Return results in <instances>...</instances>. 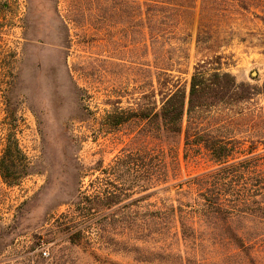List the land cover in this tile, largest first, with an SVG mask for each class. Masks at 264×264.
Masks as SVG:
<instances>
[{
    "label": "rangeland",
    "instance_id": "374dc122",
    "mask_svg": "<svg viewBox=\"0 0 264 264\" xmlns=\"http://www.w3.org/2000/svg\"><path fill=\"white\" fill-rule=\"evenodd\" d=\"M124 1L0 0V169L6 178L0 172V264L218 263L209 247L186 254L173 221L160 222L168 230L163 236L151 237L149 225L153 211L177 206L174 185L212 164L183 159L180 148L179 167L169 172L176 177L165 186H149L146 176H118L120 156L134 158L153 142L140 135L142 123L108 134L102 124L115 107H147L163 56L182 81L198 62L218 55L221 70L238 82L264 84V24L253 11L219 6L209 22L211 40L197 47L199 13H184L167 30L169 53L154 56L152 35L143 27L144 41L138 35L145 9H137L138 0ZM10 139L20 155L5 154ZM109 201L113 206L104 209ZM132 223L145 225L136 228L141 234L123 233ZM75 227L82 237L72 244ZM255 258L264 264L263 252ZM228 264L249 263L233 255Z\"/></svg>",
    "mask_w": 264,
    "mask_h": 264
},
{
    "label": "trees",
    "instance_id": "16d2710c",
    "mask_svg": "<svg viewBox=\"0 0 264 264\" xmlns=\"http://www.w3.org/2000/svg\"><path fill=\"white\" fill-rule=\"evenodd\" d=\"M229 3L253 11L264 24V0H138L137 9L141 12L144 8L147 16V20H137L138 35L144 41L141 27L152 35L154 43L149 49L154 56L158 51L169 53L164 51V39H173L167 30L176 27V17L198 12L195 43L203 47L212 38L209 22L214 11ZM144 46L147 50L148 45ZM220 66L218 55L201 60L187 82L172 76L169 58L163 56L161 67H155L156 86L147 107L132 112L115 107L106 113L102 127L108 134L130 121L142 123L140 135L153 142L151 147L142 145L134 158L120 156L115 161L118 176H146L149 186H165L176 177L169 172L179 167L180 148L183 159L203 158L213 166L173 186L177 206L151 213V237L167 235V227L159 225L169 219L176 227L175 240L183 243L186 254L196 255L209 247L219 254L214 259L218 263L213 264H228L233 255L258 264L255 256L264 253V84L238 82ZM12 152L20 155L14 139L5 149V154ZM4 171L1 166L6 180ZM168 189L170 186L161 190ZM106 204L104 209L113 206L112 201ZM140 226L145 225L132 223L122 231L141 234L142 230L136 229ZM76 228L70 236L72 244L82 237V230Z\"/></svg>",
    "mask_w": 264,
    "mask_h": 264
}]
</instances>
